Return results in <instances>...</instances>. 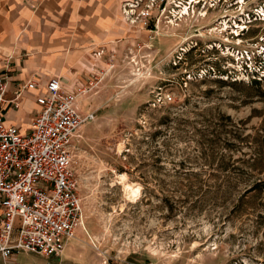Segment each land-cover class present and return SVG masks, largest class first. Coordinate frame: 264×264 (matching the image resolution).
Here are the masks:
<instances>
[{"label": "rangeland", "instance_id": "obj_1", "mask_svg": "<svg viewBox=\"0 0 264 264\" xmlns=\"http://www.w3.org/2000/svg\"><path fill=\"white\" fill-rule=\"evenodd\" d=\"M176 2L76 87L82 225L16 264H264V0Z\"/></svg>", "mask_w": 264, "mask_h": 264}, {"label": "built area", "instance_id": "obj_2", "mask_svg": "<svg viewBox=\"0 0 264 264\" xmlns=\"http://www.w3.org/2000/svg\"><path fill=\"white\" fill-rule=\"evenodd\" d=\"M176 1L127 0L123 17L132 26L152 29L172 21L169 14L177 11ZM8 85L5 70L0 75V258L1 264H16L19 251L60 256L66 240L75 238L82 225V203L72 168L73 138L94 116L81 113L78 94L64 91L60 80L52 77L36 98L39 112L22 132L2 117ZM35 88L31 79L17 86L12 106L17 108L21 95ZM170 100L169 94L164 96L165 102Z\"/></svg>", "mask_w": 264, "mask_h": 264}, {"label": "crops", "instance_id": "obj_3", "mask_svg": "<svg viewBox=\"0 0 264 264\" xmlns=\"http://www.w3.org/2000/svg\"><path fill=\"white\" fill-rule=\"evenodd\" d=\"M125 1L0 0V75L9 72L6 124L29 129L40 110L36 98L50 78L72 92L89 74L104 70L107 58L132 51L137 30L123 17ZM29 79L37 88L25 91L14 108V90Z\"/></svg>", "mask_w": 264, "mask_h": 264}]
</instances>
